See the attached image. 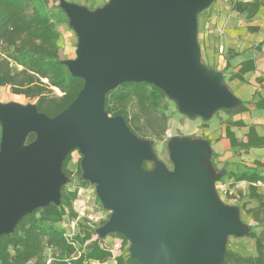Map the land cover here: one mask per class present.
Returning a JSON list of instances; mask_svg holds the SVG:
<instances>
[{
	"label": "water",
	"instance_id": "1",
	"mask_svg": "<svg viewBox=\"0 0 264 264\" xmlns=\"http://www.w3.org/2000/svg\"><path fill=\"white\" fill-rule=\"evenodd\" d=\"M213 1L108 0L90 10L58 0L77 39L75 57L62 63L83 86L55 117L32 103H0V237L35 210L61 205L63 162L77 151L80 181L109 213L93 230L100 241L122 236L139 264H223L228 238L249 228L216 191L225 171L214 168L210 142L170 138L169 169L153 141L105 110L106 95L124 83L154 86L191 121L241 105L201 61L198 15Z\"/></svg>",
	"mask_w": 264,
	"mask_h": 264
},
{
	"label": "trees",
	"instance_id": "2",
	"mask_svg": "<svg viewBox=\"0 0 264 264\" xmlns=\"http://www.w3.org/2000/svg\"><path fill=\"white\" fill-rule=\"evenodd\" d=\"M259 8L258 0L236 1L231 10L250 20ZM60 22H66V18L58 7V0H0V87L33 101L38 111L48 117H55L65 110L83 86L81 79L68 74L59 56ZM252 70V61L246 60L229 77V81L241 82L242 76ZM167 103L163 92L152 85L124 83L106 95L105 110L111 117L123 115L136 136L146 139L145 134H149L161 140L167 121L164 114ZM254 106L258 110L264 109V97ZM246 111L247 107L241 104L224 113L232 117ZM233 127L242 128L244 124L240 120L226 121L225 137L231 148L246 152L251 148L264 147V135L259 136L255 127H249L246 141L235 138L231 131ZM33 139L31 134L27 142ZM70 159L71 153L62 166L68 178L71 176L67 170ZM254 165L245 171L227 172L226 177L234 183L246 182L249 185L246 193L240 191L238 195L240 199L246 197L257 203L249 210L250 217L253 225L261 227L263 233L258 236L253 230L249 231L247 237L253 240L251 253L236 252L227 247L223 264H264V201L257 191V183L264 184V172L259 170V162H254ZM77 172L79 175V163ZM76 197V189H70L69 184L63 186L59 207L49 205L35 210L21 219L12 234L0 237V264H103L107 261L139 264L126 252L112 254L93 234V229L85 224H81L75 234L68 233L66 227L76 215L73 209ZM103 223L100 222L99 226ZM111 236L128 246V241L122 236Z\"/></svg>",
	"mask_w": 264,
	"mask_h": 264
},
{
	"label": "rangeland",
	"instance_id": "3",
	"mask_svg": "<svg viewBox=\"0 0 264 264\" xmlns=\"http://www.w3.org/2000/svg\"><path fill=\"white\" fill-rule=\"evenodd\" d=\"M71 3H76L87 7L88 9H92L94 7H98L102 5V3L107 2L108 0H66ZM104 5V4H103ZM231 8V4L227 0H214L211 6L205 11L201 12L198 16V34L197 40L200 48V56L202 63L207 66L209 69L218 71L219 59H221V51L219 47L220 38H224L227 35L228 26L235 19V14H233ZM205 21V22H204ZM241 21V20H240ZM204 22V23H203ZM242 22V21H241ZM203 24H206L205 26ZM238 24V20L236 21ZM58 30L60 32V40H59V56L62 60L73 59L75 57L76 43L77 39L75 37L74 32L69 28L66 22H60L58 25ZM221 30V31H220ZM206 34L207 36V45L204 46L201 35ZM208 51H210V57H208ZM218 56V58H216ZM218 59V60H217ZM220 72V71H218ZM222 73V72H221ZM224 75V74H223ZM225 79V77H224ZM226 83V81H225ZM230 92L241 102L244 103V95L248 97V92L250 89H246L247 87L239 85L238 89L231 88L230 83H226ZM246 89V90H245ZM167 100V99H166ZM16 102L20 104H29L33 101H29L23 96L14 95L10 92L8 88L0 87V103H9ZM167 104L165 105L164 114L167 116L165 132L161 136V140H156L155 137L150 136L149 134H145L146 139L153 141L154 150L157 158L162 161L169 169L172 167L171 162L168 156V149L166 146L167 141L172 137H190L195 139H206L208 140V136L214 134L213 136L220 135L222 130V125L228 117L224 113V111L217 112L213 115V117L208 121H202L201 119L196 120H188L187 118L181 116L175 105L167 100ZM237 118V117H236ZM209 134V135H208ZM215 138V137H213ZM228 151V150H227ZM226 153L228 154V152ZM229 161L233 162L234 156L232 152H229ZM79 154L76 151L72 156L67 165V170L71 173L69 178V188L77 190V197L73 202V209L75 212V218L71 220L66 230L70 234H75L81 224H85L86 227L92 228L93 230L99 227L100 222H105L108 218V215L104 213L102 209L98 206L99 202H97V198L95 196L94 188L89 184L82 185L79 179L80 174L77 172V165L79 163ZM151 167V164H147L146 168ZM223 169H217V171H222ZM225 171L224 177L216 183V191L220 197V199L231 206H237L240 212V218L242 222L249 228V231L253 230L258 236L262 235V228L253 225L250 217V209L255 208L257 203L255 201L247 202V199H240L233 194H228V188L223 187L224 181L226 180ZM222 181V182H221ZM224 188V189H223ZM259 193L262 196L264 201V187L261 186L258 189ZM227 192V194H226ZM226 194V195H225ZM228 195L230 196L228 198ZM235 202V203H234ZM245 202V203H244ZM101 207V206H100ZM109 214V213H108ZM104 246L112 250V254L117 255L120 252H127L128 246L121 243L119 238H115L113 236H109L101 241ZM228 247L229 250L233 251H241L242 253H251L253 249V240L249 239L247 236L242 238H228ZM248 249V250H247ZM103 264H113L111 261H107Z\"/></svg>",
	"mask_w": 264,
	"mask_h": 264
},
{
	"label": "crops",
	"instance_id": "4",
	"mask_svg": "<svg viewBox=\"0 0 264 264\" xmlns=\"http://www.w3.org/2000/svg\"><path fill=\"white\" fill-rule=\"evenodd\" d=\"M227 1L232 5L236 1L250 2L251 0ZM258 2L260 3L259 11L250 20L232 11L235 14V19L228 26L226 37L219 40L218 48L222 50L220 52L222 56H220L221 59H219L218 64L221 68L217 70L224 74L226 83L231 84L230 89H238V86L242 85L247 87L246 89H250V91L248 92V97L243 92V104L247 107V111L233 115L232 117L227 115L228 118L224 120L220 135L213 136L214 134H212L207 138L212 149V163L216 170L223 169L227 172L245 171L247 168L255 166L254 162H259L261 165L259 170L264 172V147L251 148L246 152L238 148H231L228 139L225 137L224 128L226 121L240 120L243 122L244 127L231 128L237 140L246 141V134L250 126L255 127V131L259 136L264 135V109L258 110L254 106L259 99L264 97V0H258ZM237 20L238 24H236ZM203 25L205 26L206 24ZM200 37L204 46H206L208 41L206 34L204 33ZM209 52L207 54L208 57H210ZM246 60L252 61L253 70L246 72L242 76L243 80L241 82L238 80L229 81V77L236 73L240 69L241 63ZM227 150L232 152L234 156L233 162H228L230 155ZM223 184H225L223 185L224 188L225 186L228 188V194L233 193L237 198L239 196L238 192L242 191L243 194L246 193L249 186L246 182L234 183L229 177H226ZM261 186L264 187V184L257 183V191ZM243 199L252 202V200L246 197Z\"/></svg>",
	"mask_w": 264,
	"mask_h": 264
},
{
	"label": "built area",
	"instance_id": "5",
	"mask_svg": "<svg viewBox=\"0 0 264 264\" xmlns=\"http://www.w3.org/2000/svg\"><path fill=\"white\" fill-rule=\"evenodd\" d=\"M231 7H232V5H231ZM220 31H221V30H220ZM75 152H76V151L72 152V153H71V156H72ZM111 251H112V250H111Z\"/></svg>",
	"mask_w": 264,
	"mask_h": 264
}]
</instances>
